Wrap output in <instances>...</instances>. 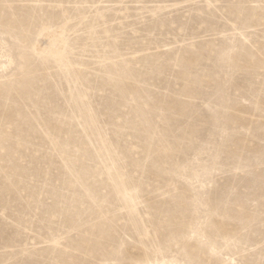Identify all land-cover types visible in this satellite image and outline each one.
I'll use <instances>...</instances> for the list:
<instances>
[{
  "label": "rangeland",
  "instance_id": "374dc122",
  "mask_svg": "<svg viewBox=\"0 0 264 264\" xmlns=\"http://www.w3.org/2000/svg\"><path fill=\"white\" fill-rule=\"evenodd\" d=\"M0 264H264V0H0Z\"/></svg>",
  "mask_w": 264,
  "mask_h": 264
},
{
  "label": "bare ground",
  "instance_id": "6f19581e",
  "mask_svg": "<svg viewBox=\"0 0 264 264\" xmlns=\"http://www.w3.org/2000/svg\"><path fill=\"white\" fill-rule=\"evenodd\" d=\"M53 54H52V56L53 57H55V58H61V55H62V53H61V51H53L52 52ZM171 221H173V222H175V223H177L178 221L177 220H179V216L178 217H175V216H172L171 215ZM167 218H169V217H167ZM166 218V219H167ZM170 220V219H169Z\"/></svg>",
  "mask_w": 264,
  "mask_h": 264
}]
</instances>
